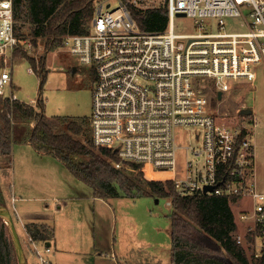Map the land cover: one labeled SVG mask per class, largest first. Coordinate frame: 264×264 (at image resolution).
I'll return each instance as SVG.
<instances>
[{"label": "built area", "instance_id": "built-area-1", "mask_svg": "<svg viewBox=\"0 0 264 264\" xmlns=\"http://www.w3.org/2000/svg\"><path fill=\"white\" fill-rule=\"evenodd\" d=\"M141 1L94 0L88 31L61 40V49L94 75L91 143L116 152L120 161L144 166L152 179L149 170L170 172L164 181L181 195L237 197L236 204L248 200L246 210L234 212L235 239L259 257L264 191L254 184L250 138L257 118L237 114L236 122H226L211 110L199 81L212 80L216 96L238 80L253 83L255 67L264 63V0H164L168 20L160 32L143 31L132 18L131 7H146ZM180 15L190 17L198 31L177 33L174 18ZM227 19H237L244 30L227 32ZM207 21L216 32L207 31ZM20 46L28 51L32 43L15 35L12 2L0 0V96L10 100L17 97L8 68ZM179 127L193 128L199 139L182 164L176 155ZM205 187L210 189L204 192ZM26 236L37 264H49L51 247Z\"/></svg>", "mask_w": 264, "mask_h": 264}, {"label": "trees", "instance_id": "trees-1", "mask_svg": "<svg viewBox=\"0 0 264 264\" xmlns=\"http://www.w3.org/2000/svg\"><path fill=\"white\" fill-rule=\"evenodd\" d=\"M11 2L15 35L20 39L28 38L33 45L41 40L45 53L60 46L67 34L86 33L93 15L94 0ZM130 14L139 28L148 32L162 31L168 20L165 4L145 9L131 7ZM24 27L26 29L22 31ZM13 57L24 58L30 63L32 71L40 76L41 88L46 72L45 55L35 62L20 46ZM85 119L47 116L40 95L35 105L0 96V155L10 158L15 143L27 142L38 153L58 159L91 189L94 197L106 200L120 195L153 194L167 198L170 205V264H264V253L254 257L235 239L239 227L233 205L237 203V197L181 195L174 190L171 181L152 179L142 165L127 162L128 168L115 167L119 161L116 152L91 146ZM0 205H6L1 187ZM0 222V264H16L7 225L1 217ZM25 230L39 241L46 242L53 235V228L45 223H27ZM246 237L250 238L249 235ZM25 253L29 264V254Z\"/></svg>", "mask_w": 264, "mask_h": 264}, {"label": "rangeland", "instance_id": "rangeland-1", "mask_svg": "<svg viewBox=\"0 0 264 264\" xmlns=\"http://www.w3.org/2000/svg\"><path fill=\"white\" fill-rule=\"evenodd\" d=\"M141 5L145 8L162 6L164 0H142ZM114 3V0H112ZM214 23V21H213ZM207 31L216 32L217 28L210 22H206ZM174 27L177 33H196L198 28L194 26L192 19L188 16H176L174 18ZM26 27L22 28L25 31ZM244 30L240 27L237 19L226 20V31ZM26 40L29 41L28 38ZM31 42V41H30ZM32 43V42H31ZM29 59L33 58L38 62L41 56L45 55V77L40 88V76L30 71V63L21 57H13L10 70L11 86L17 99L26 103L36 104L40 95L44 102V113L49 116H62L68 119L85 117L90 135V113H91V88L94 81V75L88 67L78 63L77 58L56 47L53 51L45 53L41 40L26 51ZM27 57V58H28ZM76 66L73 71L72 67ZM256 78L253 83L245 80H238L232 84V88L222 93L221 98L215 95V85L210 79L199 81V87H202L205 94L210 99L211 110L228 123L236 122L239 109L251 108L252 115L257 118V123L250 131L251 142L255 147V157L253 165V180L257 190L264 191V63L255 67ZM196 131L191 127H179L175 129L176 145L178 146L176 155L179 164H182L186 156L191 158L188 148L197 147L199 139L195 137ZM93 148L95 146L90 143ZM31 145L25 142H17L13 146V154L18 152L33 151ZM0 155V185L3 193L9 196L13 186L19 187L25 180L22 175L18 159ZM8 159L10 161H8ZM120 167H127V162L117 161ZM62 165V164H61ZM63 167V165L61 166ZM128 168V167H127ZM48 175H43L42 171L36 172L33 180H44V186L34 189L33 194L45 198L44 201L35 202L41 208L45 203L50 208H55L56 204L51 202L53 196H60L66 190L72 191L71 187L76 188L79 193H87V197L80 200L79 204L73 202L66 210L59 213L43 212L34 215L36 221L46 222L54 231L59 234L60 239L67 237V224L70 220L86 224L85 229L93 225V218H98L95 223L96 235L94 244L98 252H102L92 258H86V262L93 264H170V205L165 197H157L153 194H143L135 197L120 195L109 199L95 198L92 196L91 189L83 182L74 177L64 167L65 172L59 175V167H48ZM63 171V170H62ZM149 174L156 180L165 182L170 172H157L149 170ZM59 175V176H58ZM66 175V176H65ZM170 181V180H169ZM67 187L66 189L63 188ZM18 194V193H17ZM91 194V195H90ZM15 205V202L13 203ZM32 205L33 202H26ZM74 205H76L74 207ZM95 205V210H94ZM7 206V205H6ZM9 206V207H8ZM7 207L12 213L15 226L19 225L16 219V211L10 203ZM250 206V205H249ZM16 207L19 208L18 204ZM248 200L240 199L238 204L233 205V211L239 213L246 210ZM1 224V222H0ZM17 229V226H16ZM19 229V230H18ZM17 232L20 238L22 248L27 254L31 255V249L27 243L22 230L18 227ZM7 232L9 233L8 227ZM80 232V229H79ZM83 234V233H82ZM78 237H74L80 243ZM92 233L83 234V250L85 252L90 244L92 246ZM113 244L114 256L110 254L108 248ZM82 249V248H81ZM112 250V248H111ZM112 252V251H111ZM94 258V259H93ZM89 261V262H88ZM17 264V260H16Z\"/></svg>", "mask_w": 264, "mask_h": 264}, {"label": "crops", "instance_id": "crops-1", "mask_svg": "<svg viewBox=\"0 0 264 264\" xmlns=\"http://www.w3.org/2000/svg\"><path fill=\"white\" fill-rule=\"evenodd\" d=\"M25 144L30 145L27 142H25ZM15 153L16 152H14L13 154V148H12V157L13 156L15 157L17 155ZM16 158L19 161L18 165H19L22 175L25 177V180L20 184L19 187L17 186L15 187L14 185L12 190L10 191L9 196H7V194L5 193H3V196H4L7 206L10 205V203L13 205L14 207L13 209L16 211V217H17L16 219L19 222V225L16 224L17 229L18 227H20V229L22 230V234L25 236L27 240L25 225L27 223H42V222L36 221L37 218H35L34 215L47 212V211L51 213L53 212V210L55 211L54 213L62 212L63 210H66V208H68L70 204L73 202H77L75 203L76 205L79 204L80 200H82L84 197H87V193L85 192L79 193V191L76 188L71 187L72 191H69L68 189L66 190V192H64V194L62 193L60 194V196H53L50 199L51 202L56 204V207L54 209L50 208L47 203L44 204L45 207L41 208L40 205H38L35 202L44 201L45 198L38 196V194L33 196V194H28V193L33 192L34 189L43 187L44 180L35 182L32 177H34V175H36L35 173L39 171H42L43 175L47 176L48 175L47 171L49 170L48 167L50 166L59 167V175H62V173L65 172L64 169H62L63 167L66 170L67 168L55 157L48 155V154L38 153L35 150L26 151L22 153L18 152V155ZM61 164L63 165V167H61L62 166ZM63 188L66 189L67 187H64L63 185ZM91 197L94 199L93 201H96L95 198L97 197H94L93 194ZM14 202H15V205L13 204ZM26 202H33L34 204L29 205V204H26ZM17 204L19 208L16 207ZM76 205H74V207ZM94 210H95V205H94ZM97 220L98 218L96 217L93 218V225L90 224L89 229H85L86 224L83 225V221L80 223L79 218L76 221L70 220L68 223L66 222L67 224L66 231L68 235L65 239H60L59 234H57L53 228L52 237L48 241H46V242H49V246L51 247V251L47 255L49 259V264H90L89 261H88L89 263L86 262V258H92V256L94 257L95 254H98L97 256L100 257L102 252L100 251L98 252L97 251L98 248L96 244H94V240H95L94 236L96 235L95 223L97 222ZM43 223L48 225V223L46 222H43ZM48 226L51 227L50 225ZM79 229H80V232H79ZM82 233L84 235H87L88 233H92L93 235L92 246L90 247L91 243L89 245L86 244L87 246H89L87 248L89 250L88 251L86 250L84 253L81 252L84 249L83 242H81L83 239ZM79 234L81 235L80 243L77 241V239L76 241H74L75 240L74 237H78ZM38 242L40 244L42 242L46 243L45 241H39V240ZM27 243L30 247L29 242ZM108 243L109 242L107 240V245H109L108 248L110 249V254L111 256L112 255L114 256L113 244L110 246V244ZM31 252H32L31 255L29 254V257H28V262L29 264H37V260H36V257L32 249H31ZM93 264H96L95 259L93 260Z\"/></svg>", "mask_w": 264, "mask_h": 264}, {"label": "water", "instance_id": "water-1", "mask_svg": "<svg viewBox=\"0 0 264 264\" xmlns=\"http://www.w3.org/2000/svg\"><path fill=\"white\" fill-rule=\"evenodd\" d=\"M72 70L75 71L76 66H73ZM217 97L218 99L221 98V91L217 92ZM251 112H252L251 108H242V109H239L238 111V113L241 115H248V114H251ZM208 189H210V187H205L204 192H206ZM0 217L2 218V220L5 222V224L8 227L9 235H10L12 244L14 246L15 254H16L17 264H27L12 213L6 205H0ZM45 245L49 246V242H46Z\"/></svg>", "mask_w": 264, "mask_h": 264}]
</instances>
